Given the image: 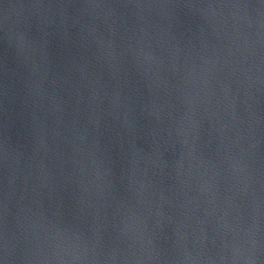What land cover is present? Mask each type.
<instances>
[{
    "label": "water",
    "instance_id": "water-1",
    "mask_svg": "<svg viewBox=\"0 0 264 264\" xmlns=\"http://www.w3.org/2000/svg\"><path fill=\"white\" fill-rule=\"evenodd\" d=\"M0 264H264V0H0Z\"/></svg>",
    "mask_w": 264,
    "mask_h": 264
}]
</instances>
